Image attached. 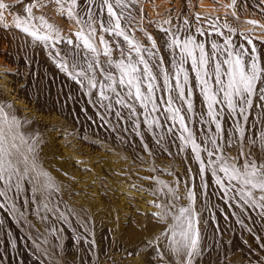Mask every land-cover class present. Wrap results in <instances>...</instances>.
I'll return each instance as SVG.
<instances>
[{"label":"rangeland","instance_id":"obj_1","mask_svg":"<svg viewBox=\"0 0 264 264\" xmlns=\"http://www.w3.org/2000/svg\"><path fill=\"white\" fill-rule=\"evenodd\" d=\"M6 2L9 3V10L4 14L14 26H5L3 15L0 18V28L5 26L9 29L8 39L21 79L34 85L28 93L30 100L26 102V95L25 98L18 97L13 87L8 86L7 73L0 74V101L3 99L5 104L10 103L18 108L17 111L23 118H32L37 128L31 139L24 135V129L30 130L27 125H22L21 130L16 129L19 133L17 135L10 124L4 121L3 115H0V128L7 133L6 147L11 152L7 160L10 161L13 172V177L7 184L0 181V192L4 193L0 195V205H3L0 208L5 211L3 214L0 212V264H32L35 249L32 238L34 216L30 210L35 198H39L33 196L37 194L36 185L42 186L39 177L44 173L43 170L54 177L66 206L69 209L80 208L94 221L93 233L105 228V231L114 236V243L119 239L117 244H113V240L108 237L104 264H203L204 260L207 264H264V207L261 206L264 201L260 200L262 193L252 190L257 203H245L241 198V185L220 171L222 166L231 171L232 166L243 169L246 162H255L257 165L264 163V107H261L264 101L259 99L257 93L253 97V106L243 115L239 109L233 113L223 105H215L218 112L223 108L216 118L221 124V131L217 133L215 122L208 116L207 101L201 92V86L191 70L190 59L184 64L188 72V83L183 85L185 99L180 98L174 78V63L179 60L180 52L178 48L169 46L172 39L170 33L182 39L193 36L192 30L199 26L198 23L189 20L185 24L187 14L181 13L179 9L175 10L177 7L174 0H122L124 7H118L115 0H109L114 11L122 16L121 27L125 34L142 48L155 53L152 58L142 53L156 80L152 81L155 87L151 100L141 101L135 98L134 88L129 95V88L119 84L121 74L116 63L121 60L128 62L129 45L123 36L109 34L101 28V22L107 27L110 20L103 0H76L75 7L71 0H61L63 8L54 0H38L39 6L32 9L31 18L25 12V7L37 0ZM213 3L225 8L226 17L241 21L245 16L252 17L253 7L255 4L259 5V0H220L219 4L212 0ZM69 8H72L73 17L67 14ZM89 12V22L95 29V34L91 36L89 28L84 24L85 20H89ZM41 16L51 28L40 21ZM76 17L81 18L80 23L76 22ZM226 17H222L224 20L221 21L211 18L209 26L198 28L201 30L203 27V30L211 33L200 41L205 45L206 52L211 55L216 51L221 59L226 53L223 50H213L211 45L216 39L223 40V45L225 37L233 34V31H229L231 20ZM17 19L21 21L20 27L16 26ZM31 24L39 36H47L49 39L38 40L23 30L31 27ZM256 26L264 31V24L257 22ZM81 29L83 31L78 38L76 34ZM225 32L228 33L224 35ZM101 37L105 44L100 43ZM85 39L96 49L95 52L85 47ZM69 40L72 41L71 44L68 43ZM153 41L155 48H152ZM29 42L34 45L30 47ZM217 42L216 40L215 43ZM105 45L110 49V55H104ZM253 47L255 48L254 45H249L239 49L249 53L245 57L246 61L251 60ZM121 49L125 53L123 56ZM256 49L254 55L264 67V49L261 51L257 46ZM131 56L134 60L138 58L134 51ZM137 66L143 69V65ZM109 74L111 80L107 79ZM165 75L168 76L167 86ZM180 79L183 82V76ZM93 83L95 87L92 86ZM148 83V80H144L141 84V92L145 96L148 95ZM101 84L105 86L103 89ZM113 88L115 92L112 91ZM50 96H60L56 106L61 112L63 108L60 101L69 103V108L73 110L63 113L56 110L38 112L36 103L47 107L46 103L49 101L44 102L45 97ZM118 100L122 102L118 103ZM188 100L192 104L191 111L186 102ZM177 109L179 115L185 118L183 123L189 133L181 127L179 116L176 115ZM89 113L107 127L119 130L121 134L116 133L119 139L116 146L108 144L99 136V139H93L99 148L89 151L85 145L78 143V138L80 136L88 140L92 136L76 129L65 131L70 125L67 123L68 119L75 115V118L78 116L77 120L91 121ZM244 116H247L246 120ZM79 117L81 118L78 119ZM190 133L200 146L199 160L188 140ZM60 134L64 137L58 136ZM172 134L179 135V141L181 140L178 144L181 148L178 149V157L172 156L164 146L166 140H172ZM213 140L216 141L215 145ZM117 145L127 148L118 150ZM159 145L163 146L160 147L161 151L156 149ZM115 148L117 150L114 151L118 153L133 151L140 157H137V162H127L128 169H124L119 167L116 160L119 159L116 157L118 153L111 150ZM209 151L214 154L209 156ZM149 157L176 161L172 166L180 178L174 181L176 187L174 186L173 199L170 188L157 184L161 178L171 186L174 180L173 170L168 166L162 169L151 168ZM218 157L223 159L218 161ZM34 159H37L36 163ZM77 176L87 177L93 183L87 190L85 187L81 189L78 181L74 180ZM140 183L145 184L144 188L135 186ZM44 190L45 187L41 201L47 204L49 198ZM181 209L187 211L182 214ZM111 212L116 214L112 218ZM143 223L153 229H146L142 226ZM189 224L192 225L191 228ZM16 230L22 240L16 237ZM184 232L188 233V239L182 235ZM55 233L57 244L54 248L57 251L53 254L54 257H50L51 253L48 257L53 263L44 259L45 257H42L43 261L47 264H60L62 257L69 259L73 255H80L76 242L69 253L64 249L60 251L59 247L65 238L63 239L60 229ZM159 233L161 235H157ZM192 239L197 240L195 249L191 246ZM217 239L219 242L224 239L228 248H220L219 243L216 246ZM176 248L180 250L174 251ZM189 251L193 252L192 256H188Z\"/></svg>","mask_w":264,"mask_h":264},{"label":"bare ground","instance_id":"obj_2","mask_svg":"<svg viewBox=\"0 0 264 264\" xmlns=\"http://www.w3.org/2000/svg\"><path fill=\"white\" fill-rule=\"evenodd\" d=\"M6 1H11V0H0V2H3L4 4L7 5L6 9L0 10V18L3 17V15H4L5 16L4 17V25L9 26V25H13V24L11 22H9L7 15L4 14V12L9 10V5H8L9 3ZM184 1L188 4L187 6H186V3ZM216 1L219 4L220 0H215V2ZM184 3H185V5H183ZM174 4L177 7L175 10L179 9V11H181V13L187 14L186 20L188 19V22H190L189 20H191L195 23H198L197 25H199V26H195L194 27L195 29H198L200 26H209L208 22H210L211 18L212 19L215 18L216 20L221 21V20H224L223 18L226 17L225 16V8L224 7L223 8L218 7L217 5H214V3L212 4V0H174ZM175 12H177V11H175ZM197 16H199L200 19H197ZM226 18H228L227 20H229V21L231 20V27L230 26L229 27L232 29L233 34H228L225 37V39L230 38L231 43L235 49H239V46H241V45L243 47L249 46V45L250 46L254 45L255 49L257 46V47L261 48V51H262V49H264V41H262V40H264V33H263L264 31H263V29L259 30L258 26H256L257 22L264 24V0H259V5L255 4V7H253L252 17L250 16V18L245 16L244 19L242 18L243 20H241V21H239V19H238V21L234 20V18L232 19L228 16ZM183 19H185V18H183ZM215 19H214V21H215ZM250 21H254L255 23H250ZM229 24H230V22H229ZM5 26L0 28V74L3 75L4 73H7L8 86L11 88L13 87L14 92L18 95V97L20 96L21 98H25L24 95H26V102H28V99L30 100V96L28 95V93L33 88L34 84L31 82H27L23 78L21 79L22 75L19 72L20 70L19 71L16 70L17 67H16L15 56L12 53V45H11L10 40L8 39L9 35H8L7 31L9 29H8V27H5ZM194 28H193V30H192L193 32L191 34L193 35L194 38H196V40L198 42L201 41V38L204 40L206 37H209L211 34L210 32H208L209 30H203L202 29L203 27H202L201 31L204 32V35L201 36L198 34V32H195ZM28 29H29V32H35V29L33 28L32 24H31V27H28ZM227 33L228 32H225L224 35H226ZM37 35H38V33H37ZM30 36H32V35H30ZM214 39H216V38H214ZM216 40L218 41L217 42L218 44L220 43L222 45L223 40H221V39H219V40L216 39ZM249 40L252 41L251 44L248 43ZM208 41H209V39H208ZM29 43H30V45H29L30 47L34 45L33 42H29ZM229 50H234V49H229ZM243 51H245V50H243ZM58 90L64 91V89H58ZM59 98H60V96L45 97L44 102H46L47 100L49 101V103H46L48 108L45 106L41 107L39 102H37L36 107H38L37 108L38 112L41 113V112L45 111V113H47L49 111L56 110L57 112L59 111L58 113H60L61 111L56 106L59 103ZM60 103H61L62 108H63V111L61 113H63L64 111L73 110V109L69 108V103L63 102V101H60ZM0 106L4 109V112H5L4 114H6L8 116L9 121H11L12 117H15V119L19 122V128L17 130H21L22 125L30 126V130L24 129V135L26 137H28L29 139H31L33 136L32 133H35L36 128H37L36 122H34V120L32 118H29V117L23 118L22 117L23 115L21 114L22 115L21 116L19 114V112L17 111L18 108L16 109V107L10 103L5 104L3 99L0 101ZM34 114H35V112H34ZM89 115H90V119H92L91 121L88 118H87L88 120H81L80 119L81 117L78 118L80 120H77L78 116L75 118V115H74V118H71L70 120L68 119L67 123L70 125L67 126L65 131H70L72 129H76V130H79L81 133H88L89 137L92 136L93 138L90 137V139H88V140L87 139L84 140V139L80 138V136L78 138L79 139L78 143L81 145H85L86 150H89V151H90V149L96 150V147H98V146H97L96 142L93 141V139H94V137L95 138L97 137V139H99L100 138L99 136H101V138H104V141L107 142L108 144L116 146V144L118 143V140H119L116 133L121 134V133H119V130H115L113 128L107 127L105 125V123L100 122V120L98 118L94 117L91 113H89ZM68 116H70V115H68ZM33 117H35V116H33ZM43 117H45V116H43ZM45 124H46V122H45ZM189 125H190V123H189ZM10 127L15 130L14 132L16 134L17 133L16 128L14 126H12L11 124H10ZM69 127H71V128H69ZM116 129H117V127H116ZM121 132H123V131H121ZM187 133H189V132H187ZM36 134H37V132H36ZM55 134L57 135V131L55 132ZM58 136L64 137V136H62V134H60ZM178 136L179 135H177V134H172L170 136L172 140L170 142L166 140V144L164 145L166 147V150L168 152L172 153L171 154L172 156L175 155L177 157L180 155V150H178V149H181L178 145V144H180L179 142L181 141V140L179 141L180 137H178ZM8 138H9V136H8ZM177 146H178V148H177ZM157 147H159V148H156V147L155 148L157 150L161 151L160 147H163V146L159 145ZM124 148H127V146L119 147L118 150H121ZM111 150H113V152L118 153L117 151H114V150H117L116 148L111 149ZM164 150H165V148H164ZM113 152L111 151V154ZM116 157L119 158V159H116V160H118L117 162H118L119 167H123L124 169H128L127 164L131 163V162H137V157H140V155L138 153L130 151V152H127L126 154H123L120 152V153H118V155ZM150 157L148 158L149 159L148 161L150 163L149 165L151 166V168L156 167L157 169H162L165 166H168L169 169L173 170L174 180L172 181L171 186L169 185L170 183L165 182L161 178L158 179L159 183H157L160 186L163 185V186H167L168 188H170L169 190L171 191V194H173L175 191L174 186L176 185L174 181L178 180L177 178H180V176L178 177V174H176V171L174 170V168L172 166L174 163H176V161L173 160V161L168 162V161H164V160H160V159H156V158L152 159ZM33 158H35V156ZM36 158L38 159V157H36ZM142 158H143V156H142ZM36 160L34 161L35 163H36ZM38 163H42V162L40 161ZM38 163H37V165H38ZM140 163H142V162H140ZM141 165H143V164H141ZM41 168H43V167H41ZM43 172L46 173L47 175L45 176L42 173L39 177V180H40L42 186H40V184L36 185V189H38L36 191L37 194L33 196V197L36 196L39 198H35V202L33 203L32 209L30 210L31 214H33V216H34V220H33L34 226H33V230H32V235H33L32 238H33V243L35 245V249H34V253H33L32 264H47L45 261L42 260V257H45L44 259H47V260L52 262L51 258H48V257L50 256V253H51L50 257H54L53 254L57 251L56 248H54V245L56 246V244H57V243L55 244V241H57L55 239V237H56L55 231H57L58 229H60V232L63 234V239L65 238V240H66V241L64 240L65 244L63 243L64 241L61 242V245L59 247L60 251L64 249V251L66 253H69L75 242H76V244H78V248L80 251V255H73V257H71L69 259L62 257V259H61L62 261H60V264H104V262H105L104 261V256H105L104 253H105L107 245H108V237H110L111 241L113 240V244H115V243L117 244L119 239L117 238V241L114 243V239H115L114 236H112V234H110L109 232L105 231L104 230L105 228H101L99 230H96L93 233L92 230H94V229H92V228L94 226V221H92L87 216L88 214H85L84 211L81 210L80 208L69 209L67 207L68 205L66 206V204L64 202V198L61 194V190L58 188L57 184L54 182V180H55L54 177L44 170H43ZM128 173H129V171H128ZM74 180L78 181L77 184L80 185L81 189H82V187H85L86 190L93 183L92 182L93 180H90L87 177L82 178L80 176H77L76 178H74ZM139 182H141V181H139ZM144 185H145L144 183L143 184L140 183V184H137L135 186H139L140 188H144ZM44 187L46 189L44 191H46V195L48 196L47 198H49V203L47 202V204H44L41 201V194H42V190ZM130 187H133V186H130ZM172 197L174 198V194L171 195V199H173ZM161 200L164 201V199L162 197H161ZM79 209L82 212L79 211ZM0 210H1L0 212H2L1 214H3V212H5L4 210H2V208H0ZM115 215H116L115 213L111 212L110 217L112 218ZM8 222L11 224V221L9 218H8ZM142 226L146 227V225L144 223L142 224ZM146 229L151 230L153 228L151 226H147ZM220 232H222V231H220ZM15 233H16V237H18L19 239L22 240V236L18 233V230H16ZM157 235H161V233H159ZM44 243H45V246H44ZM218 243L220 245V248H222V247L225 249H226V247L228 248V245L226 244L224 239L221 242H219V240H218V242L216 243V246ZM136 245L138 246V244H136ZM225 251H227V250H225ZM207 258H208V256H207ZM101 259H102L103 263L100 261ZM203 264H207L206 260H204Z\"/></svg>","mask_w":264,"mask_h":264},{"label":"snow or ice","instance_id":"obj_3","mask_svg":"<svg viewBox=\"0 0 264 264\" xmlns=\"http://www.w3.org/2000/svg\"><path fill=\"white\" fill-rule=\"evenodd\" d=\"M56 4H61V0H54ZM72 6L75 7L76 0H71ZM116 6L124 7L122 4V0H115ZM103 5L107 9V14L110 18L109 24L107 27L101 22V28L104 31L109 32V34H114L116 36H123V39L129 45L128 50V62L125 63L124 60L118 61L116 63V67L120 71V79L119 84L121 86H125L129 88V95H131V89H135V98L141 101H150L151 94L154 91V84L152 81L156 80V77L152 73V69L149 66L148 60L145 59L144 54L146 53L149 58L154 57L155 53H153L148 48H142L138 44V42L133 41L125 34L124 30L121 27V19L122 16L114 11L113 4L109 2V0H103ZM38 0L36 3H32L25 7V12L28 13L29 17H32V9L38 7ZM7 5L3 2H0V10L6 9ZM67 14L69 17H73L72 8L67 10ZM89 20H85L84 24L89 28V35L95 34V29L91 27V23L89 22L91 19V12H89ZM40 21L45 23V25L51 28V25H47L44 21V18L39 17ZM197 19H200L197 16ZM114 21V23H112ZM76 22L80 23L81 18L76 17ZM168 23V21H165ZM185 24L188 23L187 20L184 21ZM250 23H255L254 21H250ZM21 21L17 19L16 26L20 27ZM227 27V25H225ZM25 32H28L30 35L34 36L38 40H47L49 37L47 36H39L36 32H29V29L25 27L23 29ZM83 29L81 32H78L76 35L78 38L81 37ZM167 31V29H165ZM229 31H232L229 29ZM199 35H204V32L200 29H197ZM219 34V33H218ZM172 39L170 42V47H175L179 49L180 55L179 60L174 63V67H176V89H179L180 98L185 99L184 96V87L188 83V72L184 68V64L190 59L191 60V70L196 74V80L198 84L201 86V92L204 95L205 100L207 101L208 107V116L212 118L213 122L216 124V131L219 133L221 131V124L216 119L217 115L223 111V108L217 111L214 107L215 105H223L230 112H236L239 109L241 115H243L247 109H250L253 106V97L259 94V99L264 101V67L261 66L259 58L254 55L256 49L252 48L251 52L253 55L251 56L250 61H246L245 57L249 55L247 51L239 50L242 49L243 46H239V49H235L231 43L230 38L224 40L223 45H219L215 42L212 43L213 50H223L226 55H224L223 59L220 58L214 51L211 55L206 52L205 45L201 42H198L193 36L189 35L188 37L182 39L175 34H171ZM149 40H152L151 36H148ZM69 44L72 43L71 40L68 41ZM101 44H105V41L101 37ZM249 44L252 43L251 40L248 41ZM84 45L86 48L95 52L96 49L92 46L88 39L84 40ZM155 42L152 43V48H155ZM234 49V50H229ZM135 52L137 54V59L131 56V52ZM198 52V55H197ZM104 55H110V49L105 45ZM121 55H125L124 50L121 49ZM163 61H161L162 63ZM111 63V61H109ZM137 65H143V69L139 68ZM99 66V65H98ZM91 67V65H90ZM183 76V82H181L180 77ZM107 79L111 80V74L108 75ZM144 80H148L147 84L148 95H144L141 92V84ZM165 84L168 85V76L165 75ZM214 85V87H213ZM95 87V83L92 84ZM105 86L101 84V88L103 89ZM112 91H116L115 88ZM222 94V95H221ZM103 95V92H101ZM117 95H119L117 93ZM188 96H191V89L188 90ZM121 103L122 101H117ZM188 103V109L191 111L192 104L191 101H186ZM169 105H171V100H169ZM155 107V105H153ZM264 107V105H261ZM0 115H3V119L6 123L11 124L16 129L19 128V122L15 119V117L9 118L6 114H4V110L0 107ZM176 115L179 116V121L181 123V127L184 128V131H188V129L184 126V117L179 115V109L176 110ZM175 118V117H174ZM244 119H247V116H244ZM17 135L19 133L17 132ZM188 139L191 141L193 145V151L196 152L197 160L199 157L200 146L195 143V140L192 139V134H189ZM7 143V133L0 128V181H3L5 184L8 183L9 180L13 177V172L11 171L12 165L7 158L11 155L8 148L6 147ZM212 143L215 145L216 141L213 140ZM12 147H16V145H12ZM219 150V149H218ZM31 151V149H29ZM209 156H212L214 153L209 151ZM222 157H218V161L222 160ZM24 162H27V157L24 158ZM203 170V166H202ZM27 171V170H25ZM220 171L224 172L230 180H235L241 185V198L244 199L245 203L251 202L252 204H256L257 201L253 195L252 190H258L262 193L260 196V200L264 201V163L257 165L255 162H246L243 169H239L235 166H232L231 171L226 166H222ZM5 173H8L5 176ZM43 175H47L43 173ZM220 183V181H217ZM245 188L248 190L245 191ZM0 195H4L3 192H0ZM3 205H0L2 207ZM264 207V205H261ZM186 209H181V213L183 214ZM192 225L189 224V228ZM185 239H188V233H182ZM197 244L196 239L191 240V246L195 249ZM179 248L174 249V251H179ZM193 252L189 251L188 256H192Z\"/></svg>","mask_w":264,"mask_h":264}]
</instances>
